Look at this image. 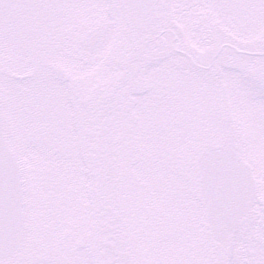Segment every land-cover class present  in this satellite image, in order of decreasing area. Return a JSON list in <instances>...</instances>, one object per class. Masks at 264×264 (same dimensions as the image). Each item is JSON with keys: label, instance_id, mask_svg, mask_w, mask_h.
Instances as JSON below:
<instances>
[{"label": "snow or ice", "instance_id": "snow-or-ice-1", "mask_svg": "<svg viewBox=\"0 0 264 264\" xmlns=\"http://www.w3.org/2000/svg\"><path fill=\"white\" fill-rule=\"evenodd\" d=\"M0 264H264V0H0Z\"/></svg>", "mask_w": 264, "mask_h": 264}]
</instances>
